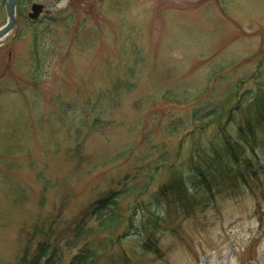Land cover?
<instances>
[{"label":"rangeland","instance_id":"1","mask_svg":"<svg viewBox=\"0 0 264 264\" xmlns=\"http://www.w3.org/2000/svg\"><path fill=\"white\" fill-rule=\"evenodd\" d=\"M33 2L47 10L37 21L27 18ZM16 16L17 30L0 40V264H24L36 220H49L59 200L58 240L73 238V223L109 189L133 186L119 199L123 222L102 264H264V125L245 128L249 105L264 97V0H16ZM5 17L0 0V25ZM95 117L110 124L86 136L79 121ZM243 133L253 150L246 141L240 157L230 148L240 185L225 190L229 180L208 175L211 191L193 188V168L208 173L211 163L197 156L222 155ZM174 176L206 205L164 215L176 198L158 191H172ZM147 236L152 250L142 248ZM82 242L61 247L56 264Z\"/></svg>","mask_w":264,"mask_h":264},{"label":"trees","instance_id":"2","mask_svg":"<svg viewBox=\"0 0 264 264\" xmlns=\"http://www.w3.org/2000/svg\"><path fill=\"white\" fill-rule=\"evenodd\" d=\"M54 20V19H53ZM63 23V22H61ZM40 34H38L36 31L34 32V37L37 39L36 45H39ZM31 51L34 56V58H40L42 60V56L40 52L37 49V46L34 47V45H31ZM41 65V64H40ZM39 68V65L37 68L33 71L35 72ZM34 69V68H33ZM133 70H130V74H133ZM30 78L32 81L36 82L38 80V77L36 76V73H32L30 71ZM115 84H118V86H123L117 81H115ZM124 87V86H123ZM169 94H165V97H168ZM255 116L253 115L252 110H255ZM92 110L94 111L95 108L92 107ZM215 109H210L208 112L203 114L202 116L199 115V117H196L198 120L200 118L201 121H206L209 116H212L215 114ZM214 112V113H213ZM212 113V114H211ZM248 114V120L246 122L245 128L248 129V126H251L252 124H256L257 126L264 125V97L261 100H257L249 105V108L247 110ZM220 118V114L216 115L212 120L217 121ZM108 121H105L100 117H95L93 119H81L79 121V127L80 126H86L88 129L86 131H83V133L87 136L92 130L95 131V129H102L105 128L108 124ZM198 123V124H197ZM200 121L196 122V125H199ZM194 127V129H195ZM82 128V127H80ZM85 128V127H83ZM104 131V130H103ZM242 132V130H239ZM79 132V131H78ZM243 133L240 135L239 140L234 141H228V139L225 141L226 147L223 150V154L221 155L219 153V149L217 148H210L209 151H204L202 156H197L199 162H211L208 166V173H204V169L201 166H195L193 169L199 175L201 178H197L198 181L193 184V187H199L202 184L205 186L206 192L211 191V183L208 180V175H214L215 177H221L222 181H228V184L231 187H235L236 184L240 181L242 177V170H238L233 172L230 168V159L238 163L240 160L233 158L235 153L234 150L230 148H235L236 146L240 147L238 151V157H240V154H244V149L241 148V142L240 141H246L245 143L248 144V147L253 150V142L247 140L245 137L248 135L250 137H253L252 134ZM247 136V137H248ZM251 143V145H250ZM250 145V146H249ZM218 146V145H217ZM243 146V145H242ZM244 148V146H243ZM78 155L83 151V147L81 145H78L76 148ZM123 154L118 155L117 157L120 158ZM223 155H227V159L223 158ZM80 157H82L80 155ZM231 157V158H230ZM85 161L84 159H81L80 162ZM158 161L160 162V167L164 165V161L160 158H158ZM249 161V160H248ZM241 162H245L246 168H250L249 165H251V159L250 163L248 164L247 160H242ZM253 165V164H252ZM239 166V165H238ZM252 171V169L250 168ZM250 175L255 176V174L252 173ZM129 176V173L127 174L126 178ZM125 178V179H126ZM48 181V180H47ZM50 183V182H49ZM170 189H172V192L176 194V201L173 202V206L170 208H167L166 213L169 215L171 211H175L178 214H184L189 215L194 212V208L202 204L200 202V198L195 196L194 194L187 195L182 191V180L181 176H174L170 179L168 183ZM164 186V185H163ZM161 187L162 193H164L165 189L164 187ZM50 188H44L41 190L40 195L42 194V197L38 200L39 207H42L46 201V192ZM138 190L137 186H133L132 188H125L117 190L116 188L114 190L109 189V191L104 195L103 199L97 200L94 203H90V208H87V213L83 214L81 217H78V220L73 223V227H71L70 232L73 234V238H66L65 236H60L58 240V231L56 230V225L61 222L62 217V211H63V204L65 203L64 199H61L58 201L57 205L52 208V212L50 214L49 220H43L39 219L36 220L35 225L33 226V235L37 238V241L34 243V253H30L28 251H25V259L23 260L24 264H56L57 259L59 258L61 254V247L62 248H73V245L78 240H83L80 247L77 248V251L71 256V259L68 264H100L101 261V253L104 251L105 246L108 245V241L113 239L114 234L121 226V223L123 222V212L119 205V199L123 195L126 194H132L134 191ZM48 199V196H47ZM125 212V211H124ZM128 215V214H127ZM95 217L97 219V223L92 227L86 226V220L87 217ZM127 219V224H130L132 222L131 218H125ZM150 227H148V230L150 231L151 227H156V221L150 222ZM144 231L147 230L145 228V225H143ZM114 233V234H113ZM102 236L107 237V241L103 242ZM64 240V245H61V241ZM147 240V241H146ZM152 245H155V241L147 236L142 244V248L152 250ZM154 253L159 254L160 250L156 246ZM101 250V252H99ZM27 261V263H26Z\"/></svg>","mask_w":264,"mask_h":264},{"label":"water","instance_id":"3","mask_svg":"<svg viewBox=\"0 0 264 264\" xmlns=\"http://www.w3.org/2000/svg\"><path fill=\"white\" fill-rule=\"evenodd\" d=\"M4 1V8L6 13V20L3 25L0 26V39L3 38L7 33H9L12 28H16L17 20L15 16V6L16 0H3ZM41 4H32L31 9L32 13H29L28 16L32 19H35L39 13L42 11Z\"/></svg>","mask_w":264,"mask_h":264}]
</instances>
